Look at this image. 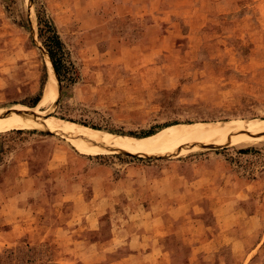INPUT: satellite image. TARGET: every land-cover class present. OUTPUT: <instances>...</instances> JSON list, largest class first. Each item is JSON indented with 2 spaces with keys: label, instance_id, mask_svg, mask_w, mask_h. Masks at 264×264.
<instances>
[{
  "label": "rangeland",
  "instance_id": "obj_1",
  "mask_svg": "<svg viewBox=\"0 0 264 264\" xmlns=\"http://www.w3.org/2000/svg\"><path fill=\"white\" fill-rule=\"evenodd\" d=\"M39 16L73 127L264 119V0H0V107L43 98ZM32 126L0 131V264H264V137L144 157Z\"/></svg>",
  "mask_w": 264,
  "mask_h": 264
},
{
  "label": "bare ground",
  "instance_id": "obj_2",
  "mask_svg": "<svg viewBox=\"0 0 264 264\" xmlns=\"http://www.w3.org/2000/svg\"><path fill=\"white\" fill-rule=\"evenodd\" d=\"M48 82L43 98L34 107L11 105L0 107V131L19 129L27 125L52 133H60L92 153L125 152L140 156L177 154L200 145H242L264 137V119H251L239 123L218 122L210 125H175L166 128L160 136H134L116 134L88 127L76 128L58 117H47L50 105L59 95V83L53 63L48 61ZM39 115V116H37ZM41 115V116H40ZM43 116V117H42ZM28 128V127H27ZM62 132V133H61ZM65 133V134H64ZM70 139V140H71ZM251 143V142H250Z\"/></svg>",
  "mask_w": 264,
  "mask_h": 264
},
{
  "label": "trees",
  "instance_id": "obj_3",
  "mask_svg": "<svg viewBox=\"0 0 264 264\" xmlns=\"http://www.w3.org/2000/svg\"><path fill=\"white\" fill-rule=\"evenodd\" d=\"M38 20H39V31L41 32V35H43L45 37L44 44L49 51L50 59L53 63L55 71L60 76V69L58 67V61H59L60 57H61V61H62L63 57L65 55L63 42H62L60 35L58 34L55 26L53 25V23L50 20L44 19L40 16H39ZM40 100H41V96L38 95L34 99L32 105L33 106L37 105ZM150 134H152V133H150ZM150 134H148V135H150ZM242 152L246 153L248 151L245 149Z\"/></svg>",
  "mask_w": 264,
  "mask_h": 264
},
{
  "label": "water",
  "instance_id": "obj_4",
  "mask_svg": "<svg viewBox=\"0 0 264 264\" xmlns=\"http://www.w3.org/2000/svg\"><path fill=\"white\" fill-rule=\"evenodd\" d=\"M55 73H56V71H55ZM45 94V93H44ZM59 94H61V85H60V81H59ZM44 96V95H43ZM58 99H57V103H58ZM5 116H8V114H2V115H0V117H5ZM37 116H39V115H37ZM41 116V115H40ZM52 115L51 114H49V115H47V117H51Z\"/></svg>",
  "mask_w": 264,
  "mask_h": 264
}]
</instances>
